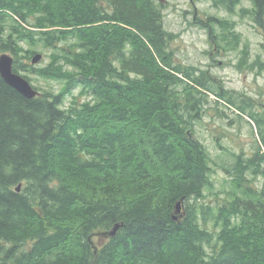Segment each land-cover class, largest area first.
<instances>
[{
    "label": "trees",
    "instance_id": "1",
    "mask_svg": "<svg viewBox=\"0 0 264 264\" xmlns=\"http://www.w3.org/2000/svg\"><path fill=\"white\" fill-rule=\"evenodd\" d=\"M202 1L227 11L239 3ZM249 1L264 35V0ZM163 7L0 0V54L23 78L60 86H33L39 95L27 99L0 76V264H264V112L176 62ZM215 23L239 40L233 23L211 16L210 36ZM37 52L48 62L31 65ZM210 97L217 111L250 119L257 136L250 155L220 166L222 199L194 137Z\"/></svg>",
    "mask_w": 264,
    "mask_h": 264
},
{
    "label": "rangeland",
    "instance_id": "2",
    "mask_svg": "<svg viewBox=\"0 0 264 264\" xmlns=\"http://www.w3.org/2000/svg\"><path fill=\"white\" fill-rule=\"evenodd\" d=\"M163 6L165 29L175 37L170 46L176 62L206 71L225 89L242 94L244 99L253 104V109L264 112V70H258V62L264 61V35L255 27L248 13L251 9L250 1L239 0L228 11L217 9L209 1L201 0H164ZM210 16L233 23L239 40L230 38L216 23L211 27L210 36L204 25ZM244 50H247L246 59L243 56ZM36 54L41 55L38 65L48 62L45 55L40 52ZM30 83L42 90H48L50 86L57 91L60 88L58 84L40 78H32ZM79 94L78 90L73 92L76 100H87L84 96L79 98ZM210 100L208 111L195 124L194 137L204 144L213 159L214 192L219 193L222 199L225 196L224 188L229 186V179L220 166L232 163L231 153L242 151L250 155L255 150L257 136L256 129L246 116L239 118L237 111L223 104H219L217 111L213 104L214 97H210ZM71 101L72 97H67L65 106ZM218 144L224 149H220ZM215 198L214 195L208 196V199ZM94 239L100 244L106 240L104 236Z\"/></svg>",
    "mask_w": 264,
    "mask_h": 264
},
{
    "label": "water",
    "instance_id": "3",
    "mask_svg": "<svg viewBox=\"0 0 264 264\" xmlns=\"http://www.w3.org/2000/svg\"><path fill=\"white\" fill-rule=\"evenodd\" d=\"M158 1L163 2V0ZM40 59L41 55L36 54L33 56L31 63L36 64L40 61ZM12 64L13 57L11 55H8L6 53L0 55V75L4 82L27 99L36 97L38 95V92L32 88L30 83L25 78L13 72ZM16 190L19 191V186ZM180 211V203H177L175 207V215H178ZM173 219L176 220V216H174ZM117 229L118 226H116L110 232V235H114Z\"/></svg>",
    "mask_w": 264,
    "mask_h": 264
},
{
    "label": "bare ground",
    "instance_id": "4",
    "mask_svg": "<svg viewBox=\"0 0 264 264\" xmlns=\"http://www.w3.org/2000/svg\"><path fill=\"white\" fill-rule=\"evenodd\" d=\"M38 63H39V62H38ZM38 63H36V64H32L31 61H30V64L33 65V66H37ZM19 75H21V74H19ZM0 76H1V75H0ZM1 78H2V77H1ZM7 85H8V84H7ZM116 226H118V228L120 227L119 225L116 224V225L112 228V230H113ZM112 230H111V231H112ZM117 230H118V229H117ZM117 230H116V231H117ZM111 231H109V232L107 233V236L111 237V235H110V232H111ZM115 233H116V232H115ZM112 236H113V235H112Z\"/></svg>",
    "mask_w": 264,
    "mask_h": 264
}]
</instances>
